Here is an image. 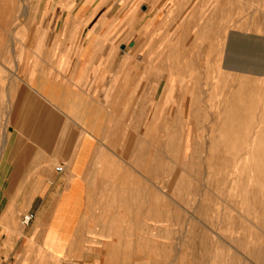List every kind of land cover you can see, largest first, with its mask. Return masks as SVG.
Here are the masks:
<instances>
[{"label":"rangeland","instance_id":"1","mask_svg":"<svg viewBox=\"0 0 264 264\" xmlns=\"http://www.w3.org/2000/svg\"><path fill=\"white\" fill-rule=\"evenodd\" d=\"M68 1L0 0L5 76L24 38L14 32L30 28L35 48L40 29L54 32L64 6L77 5ZM134 8L147 15L137 26L150 27L129 41L152 46L135 53L146 76L156 69V113L130 112L118 150L130 191L143 188L130 201L128 263L264 264V0L177 1L165 19L172 49L160 51L156 0H128Z\"/></svg>","mask_w":264,"mask_h":264},{"label":"crops","instance_id":"2","mask_svg":"<svg viewBox=\"0 0 264 264\" xmlns=\"http://www.w3.org/2000/svg\"><path fill=\"white\" fill-rule=\"evenodd\" d=\"M177 1L156 0V51L172 49L165 19ZM67 3L77 5L35 48L30 28L14 32L24 38L11 44L13 76L0 53V264H129L130 201L143 188L130 191L118 150L130 112L156 113V69L146 76L135 53L152 46L129 41L150 27L128 0Z\"/></svg>","mask_w":264,"mask_h":264},{"label":"built area","instance_id":"3","mask_svg":"<svg viewBox=\"0 0 264 264\" xmlns=\"http://www.w3.org/2000/svg\"><path fill=\"white\" fill-rule=\"evenodd\" d=\"M57 171H62L63 170V166H58L56 168ZM34 219V214L33 213H27L23 216L22 218V222L25 225H28L31 223V221Z\"/></svg>","mask_w":264,"mask_h":264},{"label":"bare ground","instance_id":"4","mask_svg":"<svg viewBox=\"0 0 264 264\" xmlns=\"http://www.w3.org/2000/svg\"><path fill=\"white\" fill-rule=\"evenodd\" d=\"M4 1V0H3ZM9 2H10V0H9ZM5 4H6V1L4 2ZM9 5H11V4H9ZM7 6V7H10V6ZM3 6V5H2ZM4 7V6H3ZM2 7V8H3ZM6 8V7H5ZM11 8V7H10ZM7 9V8H6ZM2 10H4V9H2ZM5 11H7V10H5ZM244 70V69H243ZM242 70V71H243ZM149 126V125H148ZM149 128V127H148ZM151 128V127H150ZM133 133V132H132ZM138 134H140V133H138ZM154 134V133H153ZM134 135V134H133ZM134 136H137V135H134ZM181 137V136H180ZM132 139H134V138H132ZM136 139V138H135ZM136 141V140H135ZM143 142V141H142ZM136 143H137V141H136ZM144 144V143H143ZM142 146V145H141ZM155 154V153H154ZM139 156V155H138ZM140 156H142V155H140ZM155 157H156V155H154ZM144 159V158H143ZM155 167H156V165H154ZM143 199V198H142ZM141 203H142V201H140ZM142 207V206H141ZM154 207V206H153ZM145 210V209H144ZM141 211V210H140ZM138 212V211H137ZM130 217V216H129ZM130 219H131V217H130ZM130 219H129V221H130ZM132 226V225H131Z\"/></svg>","mask_w":264,"mask_h":264}]
</instances>
